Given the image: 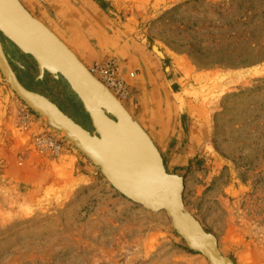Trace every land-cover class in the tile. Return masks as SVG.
<instances>
[{
	"label": "rangeland",
	"instance_id": "1",
	"mask_svg": "<svg viewBox=\"0 0 264 264\" xmlns=\"http://www.w3.org/2000/svg\"><path fill=\"white\" fill-rule=\"evenodd\" d=\"M19 1L87 69L116 61L129 87L117 100L128 114L137 121L141 108L174 127L176 153L159 152L165 169L183 177L184 208L235 264H264V0ZM252 11L258 16L243 18ZM0 40L26 88L92 130L62 76L38 78L34 58ZM244 57L256 61L236 62ZM173 76L189 105L164 89ZM152 83L147 105L137 93ZM46 129L47 117L0 72V264H209L165 211L121 195L64 131H56L58 155L39 152L32 140Z\"/></svg>",
	"mask_w": 264,
	"mask_h": 264
},
{
	"label": "water",
	"instance_id": "2",
	"mask_svg": "<svg viewBox=\"0 0 264 264\" xmlns=\"http://www.w3.org/2000/svg\"><path fill=\"white\" fill-rule=\"evenodd\" d=\"M0 33L34 58L38 78L48 72L65 79L87 112L92 130L76 122L43 94L26 88L11 67L0 40V72L21 100L32 110L45 114L53 128L63 130L100 166L101 173L121 195L145 209L165 211L190 250L201 253L209 264H235L220 252L216 236L184 208L183 177L165 169L160 152L146 131L19 0H0Z\"/></svg>",
	"mask_w": 264,
	"mask_h": 264
},
{
	"label": "built area",
	"instance_id": "3",
	"mask_svg": "<svg viewBox=\"0 0 264 264\" xmlns=\"http://www.w3.org/2000/svg\"><path fill=\"white\" fill-rule=\"evenodd\" d=\"M100 82L112 93L116 99L126 98L129 87L126 78L121 74L120 67L113 58H107L105 61L95 63L88 68ZM134 71H130L128 76H134ZM57 129H46L37 134L32 144L39 152H45L50 155H58L62 150V138L56 133Z\"/></svg>",
	"mask_w": 264,
	"mask_h": 264
},
{
	"label": "crops",
	"instance_id": "4",
	"mask_svg": "<svg viewBox=\"0 0 264 264\" xmlns=\"http://www.w3.org/2000/svg\"><path fill=\"white\" fill-rule=\"evenodd\" d=\"M143 66H145V65H143ZM171 67H175V66L173 65ZM168 79H169V77H168ZM149 80L151 82H153L152 80H154V78L149 77ZM178 80H179L178 78L173 76L172 79H170V83H168V86L165 87L163 85V87L167 92H169V90H170L172 92V94L176 95V99H174L175 104H177L176 100H178V98H180V100H182V101H180L181 103H179V104L189 105L188 103L190 101V98L187 95H184L186 93H184L185 90H184L183 86L181 85L182 81H178ZM150 81H149V83H150ZM175 84H177V87L174 88ZM140 87H141V83H138L137 89H140ZM150 87H151V89H150ZM150 87L148 89H145V90L142 89V93H141V90L139 93H137L139 97L144 99V101L148 99V101L145 102L147 105H150V104L152 105L153 98H151L150 95H153L155 90H157V85H155L153 83ZM149 89H150V91H149ZM187 90L190 91L189 88ZM167 92H165V93L167 94ZM174 100L172 99L171 103H173ZM145 103H144V105H145ZM145 114L147 115V112H144V111L141 112V108H139L138 115H137V121L146 130V132L148 133L149 137L151 138V140L153 141L155 146L158 148V150L160 152H165V153L166 152L176 153L175 151L178 147V144L177 143H175V144L171 143L172 137L175 135H173L174 127H171L169 124L170 121H168V120L165 121L162 119V117L157 118L155 116V113H153L154 116L152 117V119H149V118H146ZM156 124H159V125H156ZM170 145L172 146V148H168V146L170 147Z\"/></svg>",
	"mask_w": 264,
	"mask_h": 264
},
{
	"label": "trees",
	"instance_id": "5",
	"mask_svg": "<svg viewBox=\"0 0 264 264\" xmlns=\"http://www.w3.org/2000/svg\"><path fill=\"white\" fill-rule=\"evenodd\" d=\"M255 15H257L258 16V13H256L255 11H252L251 13H249V15L247 16V15H245L243 18L245 19L246 17H248L249 19L250 18H252L253 16H255ZM264 18V8L262 9V11H260V13H259V18ZM243 20V19H242ZM241 22H244L245 23V21L243 20V21H241ZM259 25V22L258 23H255V25ZM257 46V44L256 43H252V45H250V47H256ZM259 47L261 48V49H263L264 48V42L261 44H259ZM253 48V49H254ZM251 60H253V61H251ZM257 60H261V61H264V53L261 55V56H259V57H257ZM250 61V62H249ZM254 61H256V59H250V60H248V59H246L245 57H244V59H240V60H237L236 62L239 64H243V65H246V64H251V63H253ZM212 63H217L216 61L215 62H212ZM226 63H228V64H231L232 63V61H226ZM191 251V250H190Z\"/></svg>",
	"mask_w": 264,
	"mask_h": 264
},
{
	"label": "bare ground",
	"instance_id": "6",
	"mask_svg": "<svg viewBox=\"0 0 264 264\" xmlns=\"http://www.w3.org/2000/svg\"><path fill=\"white\" fill-rule=\"evenodd\" d=\"M90 72V71H89ZM91 73V72H90ZM43 115H45V114H43ZM46 116V115H45ZM63 131V130H62Z\"/></svg>",
	"mask_w": 264,
	"mask_h": 264
}]
</instances>
